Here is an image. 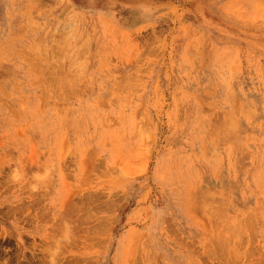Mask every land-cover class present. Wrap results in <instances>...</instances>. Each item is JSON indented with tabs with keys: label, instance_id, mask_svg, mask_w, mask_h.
Listing matches in <instances>:
<instances>
[{
	"label": "rangeland",
	"instance_id": "obj_1",
	"mask_svg": "<svg viewBox=\"0 0 264 264\" xmlns=\"http://www.w3.org/2000/svg\"><path fill=\"white\" fill-rule=\"evenodd\" d=\"M0 264H264V0H0Z\"/></svg>",
	"mask_w": 264,
	"mask_h": 264
}]
</instances>
